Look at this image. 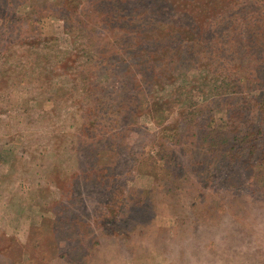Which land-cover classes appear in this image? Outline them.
I'll return each instance as SVG.
<instances>
[{
    "label": "rangeland",
    "instance_id": "obj_1",
    "mask_svg": "<svg viewBox=\"0 0 264 264\" xmlns=\"http://www.w3.org/2000/svg\"><path fill=\"white\" fill-rule=\"evenodd\" d=\"M263 30V0H0V264H264Z\"/></svg>",
    "mask_w": 264,
    "mask_h": 264
},
{
    "label": "trees",
    "instance_id": "obj_2",
    "mask_svg": "<svg viewBox=\"0 0 264 264\" xmlns=\"http://www.w3.org/2000/svg\"><path fill=\"white\" fill-rule=\"evenodd\" d=\"M228 0H218V2H227ZM264 1V0H263ZM256 14H257V16L258 17H260L261 16V10H257V12H256ZM176 22H178V23H180V24H182L184 27H185V29H188V25H187V23H185V21H181L180 19H177L176 20ZM258 33H259V35L260 34H263V36H264V30L263 31H258ZM250 35H252V31H251V33L249 34V35H247V36H250ZM247 36H245V37H247ZM250 38H252L251 36H250ZM242 39H244V38H242ZM247 39H249V38H247ZM251 39H249L248 40V42H246V43H244V44H249V41H250ZM206 41H204V43H205ZM259 47H258V50H257V53H259V55H261L262 57L261 58H263V53H264V46H261V45H258ZM262 47V49H261V47ZM207 52L211 55V54H216L215 52V49H210V50H207ZM180 54H178V58L180 57V56H182L183 55V53H184V50L183 51H180L179 52ZM249 57V58H251V61H252V59L255 57L254 55H253V53L252 52H249V51H247L244 55H243V57L242 58H245V57ZM184 57V56H183ZM182 57V58H183ZM176 61H177V59H176ZM250 68H252V65L251 64H248L247 65V67L246 66H243V65H239V66H237V70L239 71V72H242L243 70H248V69H250ZM236 81V80H235ZM239 82H242V81H240L239 80ZM247 82H249V83H253L254 81H253V79L252 78H249L248 79V81ZM234 84V83H233ZM234 87H236L237 89L239 88V85H237V86H234ZM233 87V92L232 91H226V90H224L222 93H221V95H223L224 97H225V99H224V101H225V103L226 104H229V103H231L232 101H234L235 103H234V106H239V102L236 100V95H234V94H240V91H238V90H235V88ZM251 88H252V90L254 91V90H256V89H258V87H257V85H254V83L251 85ZM238 139H240V138H238L237 136H235L234 138H233V140L234 141H236V140H238ZM249 138H248V136H246V135H244L243 136V138H241L240 140H242L245 144H246V142H248L249 140H248ZM237 145V144H236ZM235 145V146H236ZM264 154V153H263Z\"/></svg>",
    "mask_w": 264,
    "mask_h": 264
}]
</instances>
